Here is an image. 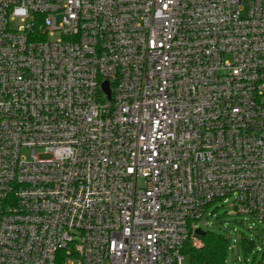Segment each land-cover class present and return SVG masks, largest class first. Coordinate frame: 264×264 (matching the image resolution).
<instances>
[{
  "label": "built area",
  "instance_id": "2783aa9c",
  "mask_svg": "<svg viewBox=\"0 0 264 264\" xmlns=\"http://www.w3.org/2000/svg\"><path fill=\"white\" fill-rule=\"evenodd\" d=\"M218 202L264 222V0H0V264H189Z\"/></svg>",
  "mask_w": 264,
  "mask_h": 264
},
{
  "label": "rangeland",
  "instance_id": "374dc122",
  "mask_svg": "<svg viewBox=\"0 0 264 264\" xmlns=\"http://www.w3.org/2000/svg\"><path fill=\"white\" fill-rule=\"evenodd\" d=\"M247 14V9L242 10V15ZM18 27L19 22L11 24ZM219 210L214 216H206L200 227L203 231H213L224 234L228 239V251L225 264H256L260 259L258 249L264 241V222L251 216H234L232 208L227 204L218 202L211 207V211ZM241 237H247L254 241V247L246 250L241 241ZM235 240L237 241L235 245ZM203 243V242H202ZM201 245V244H200Z\"/></svg>",
  "mask_w": 264,
  "mask_h": 264
},
{
  "label": "trees",
  "instance_id": "16d2710c",
  "mask_svg": "<svg viewBox=\"0 0 264 264\" xmlns=\"http://www.w3.org/2000/svg\"><path fill=\"white\" fill-rule=\"evenodd\" d=\"M203 245L193 246L190 242L183 248V254L189 264H225L226 255L229 251L228 239L224 234L207 231L201 237Z\"/></svg>",
  "mask_w": 264,
  "mask_h": 264
},
{
  "label": "water",
  "instance_id": "95a60500",
  "mask_svg": "<svg viewBox=\"0 0 264 264\" xmlns=\"http://www.w3.org/2000/svg\"><path fill=\"white\" fill-rule=\"evenodd\" d=\"M103 89H104V91H105L108 95L110 94L108 83H105V84L103 85ZM196 234H197L198 236H200V237H204V236L206 235V232L203 231V230H201V229H198V230L196 231Z\"/></svg>",
  "mask_w": 264,
  "mask_h": 264
}]
</instances>
